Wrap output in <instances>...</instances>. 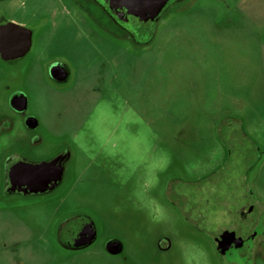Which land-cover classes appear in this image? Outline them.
I'll list each match as a JSON object with an SVG mask.
<instances>
[{"label":"rangeland","instance_id":"374dc122","mask_svg":"<svg viewBox=\"0 0 264 264\" xmlns=\"http://www.w3.org/2000/svg\"><path fill=\"white\" fill-rule=\"evenodd\" d=\"M93 1L0 0L32 32L0 53V172L62 166L0 201V264H227L229 184L264 198V0H167L141 34Z\"/></svg>","mask_w":264,"mask_h":264},{"label":"flooded vegetation","instance_id":"af4514ba","mask_svg":"<svg viewBox=\"0 0 264 264\" xmlns=\"http://www.w3.org/2000/svg\"><path fill=\"white\" fill-rule=\"evenodd\" d=\"M89 1L92 3L94 2L93 0ZM95 1L100 5L101 10L104 13L106 12L109 17L117 22L123 23V25H127L138 34L146 32L155 20V0H149L150 2L148 1L146 4L142 5H138L132 0ZM9 23L12 22L5 20L0 22V25H7ZM21 30L26 37V45L28 44L30 39L29 32L20 29V27L10 26L5 35V40L9 45L15 46L21 42L23 39L20 33ZM0 53L13 55L1 51ZM14 98H20L23 101L29 100L26 91H17L12 99ZM250 138L255 142V139L251 135ZM243 145H245V142H243ZM251 147L252 145H246L247 149ZM258 148H260L259 145ZM241 149H243V146ZM29 157L37 158L36 155H32L23 147L20 152L7 158L5 162V176H2V168L0 172L1 202L6 203L14 198H25L38 195L46 187L56 182L62 174L61 172L58 178L49 177L44 172H40L34 176H26L19 168L20 165L40 164L44 162L45 164L57 163L62 168L61 164L55 158L51 160L39 159L37 161H32ZM3 164L2 162V166ZM248 171L249 169H246L240 176L239 180L243 179V181H233L229 184L230 187L235 190L239 187L238 185L241 187L240 192L232 193V196L235 197L234 200L240 201V208L237 210V214L241 220L237 222L235 226L232 225L227 227L217 241L218 250L226 263L228 262L227 264H260L258 255L264 250V198L257 194L255 195L251 180L248 179ZM253 197L255 199H253ZM71 231L72 234L79 235L85 231V229L77 222L72 225Z\"/></svg>","mask_w":264,"mask_h":264},{"label":"water","instance_id":"95a60500","mask_svg":"<svg viewBox=\"0 0 264 264\" xmlns=\"http://www.w3.org/2000/svg\"><path fill=\"white\" fill-rule=\"evenodd\" d=\"M138 5L146 4L149 0H132ZM167 0H155L154 1V17L156 18L161 11L163 5L166 3ZM150 2V1H149ZM10 26L18 27L14 23H9L7 25H0V51L7 53V54H16L23 50L24 46L26 45V37L24 33L21 30V34L23 36V39L18 45H9L7 41L5 40V35L7 32V29ZM21 29V28H20ZM19 168L21 171L25 173L26 176H34L40 172H44L49 177H55L58 178L60 173L62 172V168L57 164H45L44 162L40 164H24L20 165Z\"/></svg>","mask_w":264,"mask_h":264},{"label":"crops","instance_id":"0c3cea01","mask_svg":"<svg viewBox=\"0 0 264 264\" xmlns=\"http://www.w3.org/2000/svg\"><path fill=\"white\" fill-rule=\"evenodd\" d=\"M12 23L16 24L17 26H19L21 29L23 30H26L27 32H29L30 36H31V30L30 28L28 27V24L25 23L24 21H20V20H15V19H12Z\"/></svg>","mask_w":264,"mask_h":264}]
</instances>
